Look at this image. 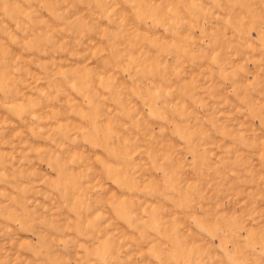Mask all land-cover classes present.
<instances>
[{"label": "rangeland", "instance_id": "374dc122", "mask_svg": "<svg viewBox=\"0 0 264 264\" xmlns=\"http://www.w3.org/2000/svg\"><path fill=\"white\" fill-rule=\"evenodd\" d=\"M0 264H264V0H0Z\"/></svg>", "mask_w": 264, "mask_h": 264}]
</instances>
